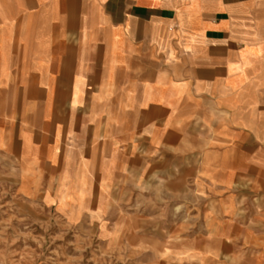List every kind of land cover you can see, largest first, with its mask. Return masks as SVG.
I'll return each mask as SVG.
<instances>
[{
    "label": "crops",
    "instance_id": "0c3cea01",
    "mask_svg": "<svg viewBox=\"0 0 264 264\" xmlns=\"http://www.w3.org/2000/svg\"><path fill=\"white\" fill-rule=\"evenodd\" d=\"M0 130L5 155L17 142L31 162L24 183L108 192L143 143L198 140L228 190L255 144L264 161V0H0Z\"/></svg>",
    "mask_w": 264,
    "mask_h": 264
},
{
    "label": "rangeland",
    "instance_id": "374dc122",
    "mask_svg": "<svg viewBox=\"0 0 264 264\" xmlns=\"http://www.w3.org/2000/svg\"><path fill=\"white\" fill-rule=\"evenodd\" d=\"M16 143L13 159L0 149V264H230L231 252L237 264H253L264 245L260 145L228 190L204 176L198 140H186L153 151L143 143L136 159L127 152L119 162L124 170L111 171L108 192L82 194L69 177L24 183L32 165Z\"/></svg>",
    "mask_w": 264,
    "mask_h": 264
}]
</instances>
